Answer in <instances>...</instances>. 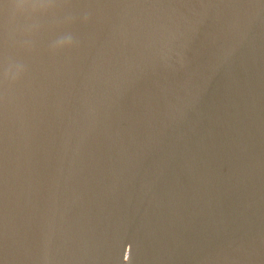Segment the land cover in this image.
<instances>
[{"label":"water","instance_id":"obj_1","mask_svg":"<svg viewBox=\"0 0 264 264\" xmlns=\"http://www.w3.org/2000/svg\"><path fill=\"white\" fill-rule=\"evenodd\" d=\"M0 264H264V0H0Z\"/></svg>","mask_w":264,"mask_h":264}]
</instances>
